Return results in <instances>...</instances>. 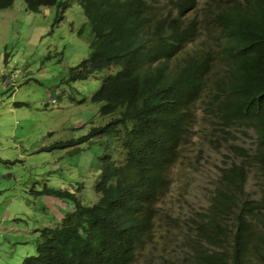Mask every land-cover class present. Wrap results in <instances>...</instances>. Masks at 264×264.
Instances as JSON below:
<instances>
[{
  "label": "trees",
  "instance_id": "16d2710c",
  "mask_svg": "<svg viewBox=\"0 0 264 264\" xmlns=\"http://www.w3.org/2000/svg\"><path fill=\"white\" fill-rule=\"evenodd\" d=\"M13 1L0 0V10ZM76 1L89 26V54L68 78L105 71L90 101L110 119L49 149L111 136L118 150L96 157L94 203L50 192L72 210L40 230L21 264H133L154 237L156 205L194 133L198 103L214 132L204 134L208 148L224 143L235 158L219 167L208 206L190 220L191 227L200 217L184 259L264 264V0H203L202 21L199 0H166L167 7L162 0ZM71 3L24 0L33 13L52 6L63 12ZM202 33L199 47H190ZM247 131L254 135L251 146L231 144L236 132ZM251 174L260 185L255 197L245 190Z\"/></svg>",
  "mask_w": 264,
  "mask_h": 264
},
{
  "label": "rangeland",
  "instance_id": "374dc122",
  "mask_svg": "<svg viewBox=\"0 0 264 264\" xmlns=\"http://www.w3.org/2000/svg\"><path fill=\"white\" fill-rule=\"evenodd\" d=\"M203 5L199 0L200 20ZM88 37L89 26L76 0L63 12L52 6L33 13L24 0L0 10V264H21L33 254L40 230L57 225L72 210L71 203L51 191H68L83 205L97 199L96 157L113 151L114 139L96 136L49 149L76 142L110 119L98 114L101 104L90 101L105 71L82 81L68 78L69 69L89 54ZM202 39L203 33L190 47H199ZM201 108L196 104L194 133L168 171L169 191L156 205L154 237L138 250L133 264L186 262L187 241L200 217L191 227L190 220L208 206L219 167L235 158L224 143L218 150L208 148L210 138L204 134L214 132ZM234 136L231 144L243 147L254 139L252 131ZM245 190L257 195L255 175L249 176Z\"/></svg>",
  "mask_w": 264,
  "mask_h": 264
},
{
  "label": "clouds",
  "instance_id": "9594fccd",
  "mask_svg": "<svg viewBox=\"0 0 264 264\" xmlns=\"http://www.w3.org/2000/svg\"><path fill=\"white\" fill-rule=\"evenodd\" d=\"M202 21V20H201ZM204 38V37H203ZM170 179V178H169Z\"/></svg>",
  "mask_w": 264,
  "mask_h": 264
}]
</instances>
